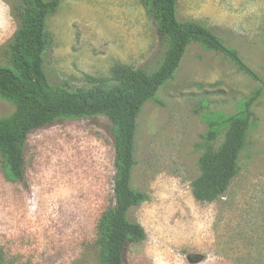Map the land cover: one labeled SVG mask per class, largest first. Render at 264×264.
Here are the masks:
<instances>
[{
	"label": "rangeland",
	"instance_id": "rangeland-1",
	"mask_svg": "<svg viewBox=\"0 0 264 264\" xmlns=\"http://www.w3.org/2000/svg\"><path fill=\"white\" fill-rule=\"evenodd\" d=\"M23 3L0 0V66L12 68ZM178 19L212 29L258 76L222 55L188 47L180 68L141 109L129 212L146 240L127 264H264V0H178ZM45 70L55 86L89 89L119 66L154 72L168 48L143 0H61L48 18ZM259 92L239 174L212 203L192 193L205 136L224 142L227 117ZM17 105L0 99V119ZM107 117L67 119L28 136L25 179L0 155V264H99L98 223L114 205V138Z\"/></svg>",
	"mask_w": 264,
	"mask_h": 264
},
{
	"label": "trees",
	"instance_id": "trees-1",
	"mask_svg": "<svg viewBox=\"0 0 264 264\" xmlns=\"http://www.w3.org/2000/svg\"><path fill=\"white\" fill-rule=\"evenodd\" d=\"M23 3L21 28L12 48V68L0 66V99L17 105L16 112L0 119V155L9 178L25 179V149L28 136L67 119L104 116L112 124L114 138V205L103 213L98 223L99 264H127L130 244L146 240L144 228L129 218V212L147 201L145 193L131 188L136 165V133L142 107L156 101L157 94L180 68L188 47L199 44L222 55L239 72L258 80L239 52L225 39L197 22H181L178 0H143L168 48L152 73L119 66L110 78H88L89 89L73 91L55 86L45 70L48 18L61 0H18ZM259 96L246 100L239 115L227 117L224 142L215 150L217 131L206 136V150L200 158L201 175L194 181L192 193L199 202L212 203L224 196L239 174V157L245 148L253 114L251 107Z\"/></svg>",
	"mask_w": 264,
	"mask_h": 264
}]
</instances>
